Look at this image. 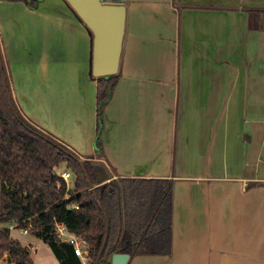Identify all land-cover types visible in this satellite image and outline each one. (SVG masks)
<instances>
[{
    "label": "crops",
    "instance_id": "0c3cea01",
    "mask_svg": "<svg viewBox=\"0 0 264 264\" xmlns=\"http://www.w3.org/2000/svg\"><path fill=\"white\" fill-rule=\"evenodd\" d=\"M104 2L125 7V25L94 159L109 179L173 183L170 253L128 264H264V0ZM0 37L19 111L94 156L92 36L75 10L0 0Z\"/></svg>",
    "mask_w": 264,
    "mask_h": 264
},
{
    "label": "trees",
    "instance_id": "16d2710c",
    "mask_svg": "<svg viewBox=\"0 0 264 264\" xmlns=\"http://www.w3.org/2000/svg\"><path fill=\"white\" fill-rule=\"evenodd\" d=\"M14 1L34 9L42 0ZM117 78L118 74L93 77L95 155L81 157L21 114L0 53V258L6 256L12 264H33L27 249L11 236L7 227L10 224L28 227L50 249L58 264L81 261L72 245L56 236L55 223H63L69 233L84 241L92 264H110L114 253L129 254V261L136 255L170 253L172 181L109 179L94 159L102 156V114ZM62 164L71 173L72 188L54 173Z\"/></svg>",
    "mask_w": 264,
    "mask_h": 264
},
{
    "label": "water",
    "instance_id": "95a60500",
    "mask_svg": "<svg viewBox=\"0 0 264 264\" xmlns=\"http://www.w3.org/2000/svg\"><path fill=\"white\" fill-rule=\"evenodd\" d=\"M92 36L91 75L109 77L119 73L123 49L125 7L104 0H66ZM123 3V0H121ZM127 253H114L110 264H127Z\"/></svg>",
    "mask_w": 264,
    "mask_h": 264
},
{
    "label": "rangeland",
    "instance_id": "374dc122",
    "mask_svg": "<svg viewBox=\"0 0 264 264\" xmlns=\"http://www.w3.org/2000/svg\"><path fill=\"white\" fill-rule=\"evenodd\" d=\"M177 14H178V18H179L178 10H177ZM178 18H177V33L179 31V20H178ZM255 32H256L257 36H261L262 38H264V31L263 30H257L256 29ZM145 41H146L147 49H150V51H151L152 48H155V45L152 44L153 41H151L149 39H145ZM2 42H3V39L0 37V46H1ZM154 43L157 44V42H154ZM167 45L170 46V44L167 43L165 45V47L162 49V53H164L165 51L168 50V46ZM172 47L173 46H171V48ZM261 47L264 48V46H261ZM256 48H258V46ZM144 52H145V50H144ZM175 54H176V57H177V65H176V69H177L178 68V64L180 63L179 62V56L180 55H179V51H178V44H177V50L175 51ZM23 116L27 120V117L25 115H23ZM57 170L58 171L66 170L65 169V165L62 164L61 166L58 167ZM99 177H100V175H98V178ZM68 186L72 188V180H70L68 182ZM14 225L15 224H10V225L7 226L10 229L11 236L13 238H17L19 241L22 242V245L27 249V251H28V253H29L30 257H31V262L33 264H58L57 260L54 258V256L52 255L50 249L46 245H44L39 239L35 238L29 231H28V233L26 232V234H24V232L23 233L20 232L18 230V227H15ZM21 229L24 230L25 228H21ZM0 264H12V263L7 262L6 257L2 256V258H0Z\"/></svg>",
    "mask_w": 264,
    "mask_h": 264
},
{
    "label": "built area",
    "instance_id": "2783aa9c",
    "mask_svg": "<svg viewBox=\"0 0 264 264\" xmlns=\"http://www.w3.org/2000/svg\"><path fill=\"white\" fill-rule=\"evenodd\" d=\"M57 169L58 168H56L54 171L55 175L62 178L68 185V182L71 180V173L66 170L58 171ZM67 199H68V196H67ZM72 207L73 209H77L76 205H73ZM14 226L17 227L18 225L16 224ZM18 230L22 233L24 232V234H26V232L28 233V227L27 229H24V230H22L21 228H18ZM55 233H56V236L61 241L72 245L74 254L81 261V264H92L91 259L89 258L85 250V243L80 237H77L74 234L69 233L67 231L66 226L63 223H55Z\"/></svg>",
    "mask_w": 264,
    "mask_h": 264
}]
</instances>
